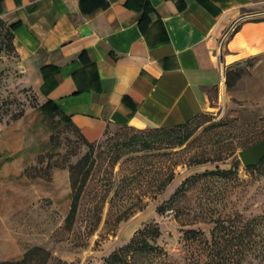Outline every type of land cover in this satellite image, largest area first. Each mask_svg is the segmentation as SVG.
I'll list each match as a JSON object with an SVG mask.
<instances>
[{"label":"rangeland","instance_id":"1","mask_svg":"<svg viewBox=\"0 0 264 264\" xmlns=\"http://www.w3.org/2000/svg\"><path fill=\"white\" fill-rule=\"evenodd\" d=\"M12 60L0 26V261L20 260L40 246L48 258L26 264H103L138 229L155 224L160 234L154 243L164 253L137 255L130 264H264V162L247 169L237 154L264 138V57L242 61L233 86L224 80L210 94V108L183 126L107 125L100 137L86 139L93 142L92 165L70 229L63 225L68 165L90 147L61 115L40 109ZM215 168L234 173L200 177L173 196L186 177ZM251 218L257 244L226 247L227 256L218 255L222 245L210 242L214 221L232 228ZM187 229L203 235L187 240Z\"/></svg>","mask_w":264,"mask_h":264},{"label":"crops","instance_id":"2","mask_svg":"<svg viewBox=\"0 0 264 264\" xmlns=\"http://www.w3.org/2000/svg\"><path fill=\"white\" fill-rule=\"evenodd\" d=\"M0 20L21 86L89 141L189 123L227 68L264 57V0H0Z\"/></svg>","mask_w":264,"mask_h":264},{"label":"trees","instance_id":"3","mask_svg":"<svg viewBox=\"0 0 264 264\" xmlns=\"http://www.w3.org/2000/svg\"><path fill=\"white\" fill-rule=\"evenodd\" d=\"M0 26H4L6 30L8 47L13 53V46L11 42L13 34H12L11 26L10 25L7 26L1 20H0ZM238 67H240V64L233 66V67H229L225 71V82L228 88H231L234 82L240 77L239 71L235 70V68H238ZM40 109L48 112L50 116L61 115L62 118L65 119L69 125L73 126L76 130H79L58 109H53V107H50L48 104L41 105ZM183 125L185 124L177 125L174 127H160V128L175 129ZM118 126L125 127V128H134L128 125H118ZM81 137L83 139V143L87 145L88 147H90V150L85 152L75 163H71L68 165L69 183H70V205H69L68 212L63 221L64 228L66 229H70L74 223L77 208L79 206V201L81 198V194L86 185L89 172L91 170V165H92L91 164L92 163L91 152H92L93 142L87 141L86 138L82 134H81ZM219 159H221L220 156L216 158V160H219ZM201 162L203 161L200 160V161H197L196 163H201ZM263 162H264V156L256 165L248 166L246 168L247 169L257 168ZM233 173H234L233 169L231 168H228V169L215 168L212 170L203 171L202 173H199V174L188 176L180 183L178 188L175 190L173 196L178 195L180 192H183L189 186L193 185L200 177L215 176L218 178H228ZM169 180H170V177L167 178V180L162 183V186H164ZM161 210L162 208L159 207L158 211L160 212ZM254 221H255V218H251L250 220L240 223L237 226H235V224H231L232 228H228V226L225 224L224 221H221V220L214 221V225L210 231V242H212V244H215L217 246H220V244L222 245V247L220 246V249H219L220 252H217V254L218 255L221 254L223 257H226L227 254L224 251L226 250V247H229V248L234 247L237 251H241V250L250 249L251 247L255 246L257 244V240L254 236L255 234H253L254 233V230H253ZM159 234H160L159 228L155 224L144 225L142 228L138 229L132 235V237L129 239V241L126 244L118 247L117 249L112 251L109 255H107L103 259V264H130L137 255H143V254H149V253L157 254V253L163 252L162 248L154 243V240L159 236ZM202 235L203 233L196 229H187L184 232V237L190 241L198 240L200 237H202ZM203 239H205L204 243L209 244L206 238L203 237ZM39 255L43 256L44 259L46 260L49 256V253L40 246H33L24 252L20 260L0 261V264H26L32 261L36 256H39ZM63 264H67V263L63 262ZM207 264H212V263L208 261ZM214 264H217V263H214Z\"/></svg>","mask_w":264,"mask_h":264},{"label":"water","instance_id":"4","mask_svg":"<svg viewBox=\"0 0 264 264\" xmlns=\"http://www.w3.org/2000/svg\"><path fill=\"white\" fill-rule=\"evenodd\" d=\"M237 154L244 167L256 165L264 156V138L238 150Z\"/></svg>","mask_w":264,"mask_h":264}]
</instances>
